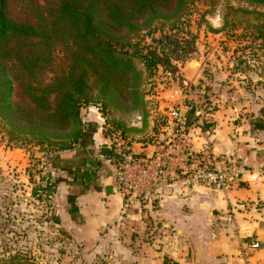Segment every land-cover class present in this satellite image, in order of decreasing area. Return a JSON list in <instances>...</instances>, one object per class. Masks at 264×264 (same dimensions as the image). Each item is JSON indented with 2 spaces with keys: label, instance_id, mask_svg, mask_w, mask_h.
<instances>
[{
  "label": "crops",
  "instance_id": "crops-1",
  "mask_svg": "<svg viewBox=\"0 0 264 264\" xmlns=\"http://www.w3.org/2000/svg\"><path fill=\"white\" fill-rule=\"evenodd\" d=\"M200 55L203 64L195 73L179 63L181 89L159 70L166 81L156 78L158 91L145 96L148 116L136 113L120 142L142 155L159 151L169 161L151 196L126 208L116 177L118 159L100 154L112 142L102 126L88 145L50 159L46 173L62 225L80 246L72 256L75 264H264V100L247 84L241 66L229 76L212 64L218 57ZM173 103L186 111L193 152L209 143L230 157L239 176L230 189L185 183L187 155L167 147L177 132L166 118ZM86 170V182L80 183L77 175ZM253 239L260 248L248 247Z\"/></svg>",
  "mask_w": 264,
  "mask_h": 264
},
{
  "label": "trees",
  "instance_id": "trees-1",
  "mask_svg": "<svg viewBox=\"0 0 264 264\" xmlns=\"http://www.w3.org/2000/svg\"><path fill=\"white\" fill-rule=\"evenodd\" d=\"M195 1L0 0V124L10 141L47 154L85 144L95 129L82 109L91 105L147 117L144 81L159 67L180 74L179 63L197 52L187 24ZM241 1L264 8V0ZM254 27L262 47L264 22ZM126 128L104 127L111 157Z\"/></svg>",
  "mask_w": 264,
  "mask_h": 264
},
{
  "label": "rangeland",
  "instance_id": "rangeland-1",
  "mask_svg": "<svg viewBox=\"0 0 264 264\" xmlns=\"http://www.w3.org/2000/svg\"><path fill=\"white\" fill-rule=\"evenodd\" d=\"M255 10L263 12L264 8L241 0H196L187 24L196 36L197 52L185 63L193 58L201 60L202 51L218 57L212 64L230 71L229 76L237 65L241 66L246 71L247 84L264 100V46L261 47L263 40L257 37L254 27L264 22V17L250 13ZM160 69L165 71L159 67L144 81L145 95L158 91L148 89L150 82L154 87L156 78L166 81L163 72L159 74ZM172 79L176 88L181 89V74ZM102 114L109 115V125ZM135 114L115 116L103 106L84 107L83 118L95 131L83 142L88 145L101 126L112 131L120 121L125 125L136 123ZM109 144L113 148L112 142ZM54 156L40 146L10 141L7 129L0 124V264H75L72 256L80 252V246H76L72 233L62 225L46 173Z\"/></svg>",
  "mask_w": 264,
  "mask_h": 264
},
{
  "label": "built area",
  "instance_id": "built-area-1",
  "mask_svg": "<svg viewBox=\"0 0 264 264\" xmlns=\"http://www.w3.org/2000/svg\"><path fill=\"white\" fill-rule=\"evenodd\" d=\"M166 72L170 82L173 75L171 72ZM152 88L153 84L150 82L148 89ZM166 118L177 129L176 138H172L167 147L172 153L182 151L187 155L182 164L189 167L185 172V178H183L187 185H201L212 189H230L233 183L239 180L238 174L230 167V157L224 153L214 151L209 143L199 153L191 150L188 131L190 122L182 106L170 104ZM121 145L115 149L114 157L118 159L116 177L118 186L126 197V208L129 209L137 200H143L152 195L162 168L169 161L164 159L159 151L147 156L135 153ZM186 161H191V164L186 165ZM260 246L261 242L259 240L253 239L248 243V247L251 249H258Z\"/></svg>",
  "mask_w": 264,
  "mask_h": 264
},
{
  "label": "water",
  "instance_id": "water-1",
  "mask_svg": "<svg viewBox=\"0 0 264 264\" xmlns=\"http://www.w3.org/2000/svg\"><path fill=\"white\" fill-rule=\"evenodd\" d=\"M203 62L198 59H191L190 61L187 62V67H188V74L193 73V71L198 68L200 69L202 67ZM100 154L103 157H111L113 154V148L111 146H102L100 148Z\"/></svg>",
  "mask_w": 264,
  "mask_h": 264
}]
</instances>
